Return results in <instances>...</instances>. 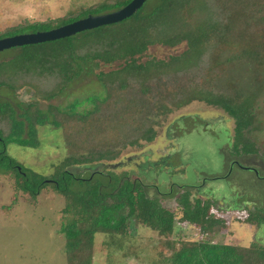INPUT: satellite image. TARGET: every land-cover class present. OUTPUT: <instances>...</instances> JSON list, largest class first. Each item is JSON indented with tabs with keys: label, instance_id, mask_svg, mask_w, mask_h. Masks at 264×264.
I'll use <instances>...</instances> for the list:
<instances>
[{
	"label": "rangeland",
	"instance_id": "obj_1",
	"mask_svg": "<svg viewBox=\"0 0 264 264\" xmlns=\"http://www.w3.org/2000/svg\"><path fill=\"white\" fill-rule=\"evenodd\" d=\"M100 1L0 0V32L26 22L64 17ZM202 3L219 6L213 18V29L209 31V35L220 41L216 52H236L264 44L261 29L264 0H188L183 14L194 25L201 20ZM224 5L244 9V13L237 17V21H232L224 12ZM21 47L1 50L0 61L10 59ZM186 47L185 41L174 46L154 43L135 55V59L138 62L152 58L167 60L169 56L181 54ZM122 64L121 60L111 63L89 60L82 64L80 75L53 97L46 95L58 85L59 80L50 74L37 76L28 73L22 76L5 71L0 75L7 82L0 86V101H10L18 112V104L33 103L51 120L60 122V126L45 124L37 127V147L8 143L7 153L19 163L46 177L66 165L81 178H99L103 183L111 172L117 175L129 173L131 178L138 177L149 186L158 185V171L175 173L173 177L167 175L165 182L161 174V193L153 186L148 191L163 207L175 213L173 232L160 234L137 223L132 217L124 235L105 231L95 233L91 248L92 264H169L172 252L182 242L192 240L241 246H248L256 240L263 244L261 237H255L258 231L256 216L260 211L254 204L264 206V83L260 85L251 81L250 73L243 78L234 77L249 100L253 128L245 138L253 144L249 146L255 152L242 157L233 153L235 120L223 107L205 100H193L156 118L152 140L136 146H115L122 136L107 120L111 113L109 108L103 105L96 109L86 98L103 95V87L96 76L98 72H106ZM75 101L81 102L77 111L91 110L88 118L69 116L65 112ZM0 125L4 132L8 131L6 122H0ZM186 130L195 132L190 137L185 136L195 140L192 144L197 154L192 161H188L186 156L184 161L174 145L184 137ZM112 145L115 146L113 153L98 162L95 152ZM232 157H237L241 165L229 163ZM147 161L153 164L144 169L142 165ZM227 171L229 176L223 178ZM168 179L182 186L170 188ZM201 181L203 184L197 189L200 195L193 188L184 186ZM76 187L79 188L78 183ZM184 189L203 200L204 195L216 194L217 199L210 198L212 205L208 211L212 215L206 222L211 226L210 231L181 218L177 197ZM238 192L243 197L237 195ZM227 199L234 206L229 205L225 201ZM65 205L64 196L56 192L51 183L33 199L17 188L13 173H0V264H66L65 238L60 232L62 223L69 216ZM262 232L264 236V229Z\"/></svg>",
	"mask_w": 264,
	"mask_h": 264
},
{
	"label": "trees",
	"instance_id": "obj_2",
	"mask_svg": "<svg viewBox=\"0 0 264 264\" xmlns=\"http://www.w3.org/2000/svg\"><path fill=\"white\" fill-rule=\"evenodd\" d=\"M129 1L102 0L64 17L8 28L0 32V38L47 30L88 14L116 10ZM187 1L146 0L134 14L119 22L57 40L23 45L13 57L0 61V75L5 71L22 76L28 73L37 76L50 74L59 80L58 85L46 95L53 97L80 75L83 63L95 59L104 63L121 60L123 64L119 67L96 74L103 87V95L86 98L96 109L103 105L109 108L111 113L107 120L116 126L117 133L122 136L115 146H136L152 140L156 118L193 100H205L220 105L235 120L233 153L255 152L249 146L252 143L245 138L253 128L249 100L234 77L243 78L250 73L251 81L260 85L264 83V44L236 52H216L220 41L209 35V31L213 29V18L219 6L202 3L201 20L194 25L183 14ZM223 10L232 21H237V17L244 13V9L232 6L224 5ZM261 29L264 32V15ZM182 41H185L186 49L179 55L169 56L167 60L152 58L138 62L135 59V55L154 43L174 46ZM6 83L0 78V86ZM79 104L80 101H75L66 111L62 110L69 116L88 118L91 110L79 112L76 110ZM17 108L20 112L10 101H0V122H6L9 127L4 132L0 125V173H13L17 188L33 199L48 183L64 196L65 211L69 216L62 223L60 232L65 238L66 264H92L91 248L95 233L105 231L124 235L132 217L137 223L160 234L173 232L175 213L163 207L156 196H151L148 191L152 186L138 177L111 172L103 183L99 178H81L66 165L46 177L11 157L7 153L8 143L37 147L38 126H60L59 121L51 120L33 103L18 104ZM188 137L184 140H189ZM115 146H104L96 151L99 157L96 160L100 162L108 157ZM183 160L187 159L183 157ZM150 164H153L152 161H147L142 167L147 169ZM161 174L166 179L167 173L158 171L157 183L162 179ZM195 192L201 194L199 190L195 189ZM237 195L243 197L241 192ZM210 197L217 199L210 195L203 200L185 189L177 197L181 218L210 231L211 226L206 224L212 215L208 211L212 205ZM225 201L234 206L232 201ZM255 207L260 211L256 216L258 231L255 237L264 240V206L255 204ZM169 264H264V243L255 240L248 246H241L207 240L185 241L172 252Z\"/></svg>",
	"mask_w": 264,
	"mask_h": 264
},
{
	"label": "water",
	"instance_id": "obj_3",
	"mask_svg": "<svg viewBox=\"0 0 264 264\" xmlns=\"http://www.w3.org/2000/svg\"><path fill=\"white\" fill-rule=\"evenodd\" d=\"M145 1L146 0H130L126 5L116 10L101 14H88L85 17L47 30L23 32L1 37L0 51L11 47L57 40L101 25L119 22L134 14L140 7H142Z\"/></svg>",
	"mask_w": 264,
	"mask_h": 264
},
{
	"label": "flooded vegetation",
	"instance_id": "obj_4",
	"mask_svg": "<svg viewBox=\"0 0 264 264\" xmlns=\"http://www.w3.org/2000/svg\"><path fill=\"white\" fill-rule=\"evenodd\" d=\"M193 119H194V117H192ZM194 124V123H193ZM221 124H222V122H221ZM223 125V128H225V125L224 124H222ZM194 132V130H192V131H190V130H186V132H183V136L184 137H182V138H180V140L179 141H175L174 142V145L176 146V151H178V153H180V155L182 156V157H185L186 156V158L187 159H190L191 161L193 160V157H195V155L197 154V153H195L194 151H196V148L194 147V145L192 144L195 140H185V141H182V139L184 140V138H185V136L186 135H188V134H190V133H193ZM240 156H237V157H242V156H245L246 154H244V153H240L239 154ZM237 157H232V159L230 160V162L229 163H231V162H233V164H236V165H241V163H240V161L238 160V158ZM230 165V164H229ZM175 174V173H174ZM174 174H168L167 173V177H173L172 175H174ZM229 174H230V172H226L222 177L223 178H226V177H228L229 176ZM182 176V175H181ZM164 180H163V182H165V181H167V179L165 180V178H163ZM203 179H206V178H202V180ZM168 181L170 182V188H173V185H177L178 187H181L182 185H178V184H175V182H173L172 180H169L168 179ZM202 184H203V182L201 181V183H199V184H196V185H184V186H188V187H190V188H193L194 190L196 189H198V187H200V186H202ZM151 186H153L156 190H157V192L158 193H161L160 192V189H159V186H160V182L158 183V185L156 184V185H151ZM185 190V189H184ZM184 190H182L181 192H183ZM200 195V194H199ZM211 195H213V194H211ZM216 195V194H215ZM215 195H213V196H215ZM209 196L210 195H208L207 197L205 196V199L206 198H209ZM196 197V196H195ZM210 198H213V197H210ZM214 199V198H213ZM247 203H253V202H249V201H247ZM246 203V204H247ZM254 204V203H253ZM255 205V204H254ZM241 208V207H240Z\"/></svg>",
	"mask_w": 264,
	"mask_h": 264
}]
</instances>
